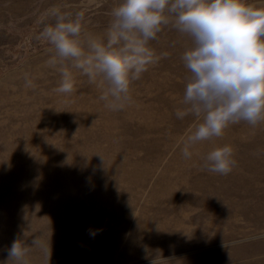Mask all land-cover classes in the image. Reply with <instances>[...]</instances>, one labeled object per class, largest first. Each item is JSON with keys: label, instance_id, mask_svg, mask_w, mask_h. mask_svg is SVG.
<instances>
[{"label": "rangeland", "instance_id": "374dc122", "mask_svg": "<svg viewBox=\"0 0 264 264\" xmlns=\"http://www.w3.org/2000/svg\"><path fill=\"white\" fill-rule=\"evenodd\" d=\"M119 3L0 0V264H15L17 241L22 264H264V121L230 124L184 157L199 122L183 103L182 55L193 41L172 17L118 108L101 99L102 77L89 80L69 60L73 90L56 91L54 47L37 38L55 23L52 10L82 14L87 51L89 38L106 40ZM224 145L232 170L208 171L207 154Z\"/></svg>", "mask_w": 264, "mask_h": 264}, {"label": "clouds", "instance_id": "9594fccd", "mask_svg": "<svg viewBox=\"0 0 264 264\" xmlns=\"http://www.w3.org/2000/svg\"><path fill=\"white\" fill-rule=\"evenodd\" d=\"M51 15L55 23L45 26L37 38L54 47L47 64L60 73L56 91L73 90V74L63 65L69 60L89 80L100 76L107 82L101 99L110 95L106 106L111 109L127 99L131 82L153 62L149 41L169 16L173 18L176 30L193 41L182 55L190 73L183 103L199 122L187 130L185 158L191 156V145L222 136L230 124L244 121L256 126L264 121V7L246 0H120L111 11L106 40L89 38L87 51L79 40L82 14L72 19L53 9ZM176 115L183 119L185 112L178 110ZM206 162L208 171L227 175L235 165L232 147L213 149ZM32 244L39 246V240ZM25 252L19 241L14 242L9 260L22 264Z\"/></svg>", "mask_w": 264, "mask_h": 264}, {"label": "bare ground", "instance_id": "6f19581e", "mask_svg": "<svg viewBox=\"0 0 264 264\" xmlns=\"http://www.w3.org/2000/svg\"><path fill=\"white\" fill-rule=\"evenodd\" d=\"M249 248H255V247L252 245V246H249Z\"/></svg>", "mask_w": 264, "mask_h": 264}]
</instances>
